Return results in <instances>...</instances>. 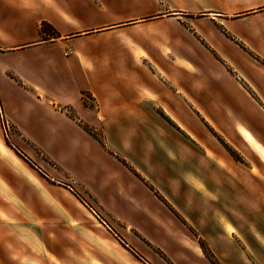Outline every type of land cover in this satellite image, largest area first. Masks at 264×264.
<instances>
[{
    "label": "crops",
    "instance_id": "1",
    "mask_svg": "<svg viewBox=\"0 0 264 264\" xmlns=\"http://www.w3.org/2000/svg\"><path fill=\"white\" fill-rule=\"evenodd\" d=\"M230 67L264 69V0H0L1 115L33 109L36 140L130 224L148 248L122 241L147 264H214L206 249L218 264H264V137ZM199 69L222 70L209 83ZM3 152L0 136L19 170ZM19 234L0 229V264H42V244ZM55 244L47 258L70 264Z\"/></svg>",
    "mask_w": 264,
    "mask_h": 264
},
{
    "label": "rangeland",
    "instance_id": "2",
    "mask_svg": "<svg viewBox=\"0 0 264 264\" xmlns=\"http://www.w3.org/2000/svg\"><path fill=\"white\" fill-rule=\"evenodd\" d=\"M199 70L202 79L206 80L207 77L210 83V80L214 81L210 76L222 69ZM228 72L234 74L246 90L245 100L248 104L241 114L250 126L249 130L259 140L260 136L264 137V104L258 93L259 89L264 91V69L230 67ZM218 82L230 84L233 80L227 76L225 79L218 78ZM22 91L24 102L26 99L29 103L52 104L42 98L39 91ZM82 97L86 103H92L88 93L83 92ZM8 108L7 118L0 116V136L3 145L10 149L19 170L0 156V229L10 226L21 232L19 235L26 241L40 242L44 255L42 264H62L47 258L51 242L56 243V251L74 254L70 264H147L122 241L134 250H137L135 245L140 244L148 248L133 232L130 224L121 218L107 217L98 203H94L89 193L84 191L82 175L59 163L48 145L45 147L36 140L30 128L33 109L29 105H24L21 112L14 105ZM64 109L72 117L75 116L73 109ZM212 130L224 141L222 134L214 128ZM226 145L235 159L243 158L252 163L262 161L260 155L244 147L237 150L229 147L228 143ZM253 173H261L258 166H254ZM86 186L88 191V183ZM31 227L37 228V235L32 234V238L25 232L31 230H24Z\"/></svg>",
    "mask_w": 264,
    "mask_h": 264
},
{
    "label": "trees",
    "instance_id": "3",
    "mask_svg": "<svg viewBox=\"0 0 264 264\" xmlns=\"http://www.w3.org/2000/svg\"><path fill=\"white\" fill-rule=\"evenodd\" d=\"M41 29H42V31H43L44 33H46V34H55V33H56V31L52 28V26L49 25V24L46 23V22H43V23H42V25H41ZM204 249H206L205 246H204ZM206 253L208 254V256L210 257V259L212 260V262H213L214 264H218V262H217V260L215 259L214 255H213L210 251H208V250L206 249Z\"/></svg>",
    "mask_w": 264,
    "mask_h": 264
},
{
    "label": "built area",
    "instance_id": "4",
    "mask_svg": "<svg viewBox=\"0 0 264 264\" xmlns=\"http://www.w3.org/2000/svg\"><path fill=\"white\" fill-rule=\"evenodd\" d=\"M1 113H2V109H1V106H0V116L2 117V119H4V116H3V114L1 115ZM2 123H3L4 126H5V121H4V120L2 121ZM6 124H7V122H6Z\"/></svg>",
    "mask_w": 264,
    "mask_h": 264
},
{
    "label": "bare ground",
    "instance_id": "5",
    "mask_svg": "<svg viewBox=\"0 0 264 264\" xmlns=\"http://www.w3.org/2000/svg\"><path fill=\"white\" fill-rule=\"evenodd\" d=\"M5 155H6V157H9V160L13 163V159L12 158H10V156L6 153V152H3ZM15 164V163H14ZM15 166H17L16 164H15Z\"/></svg>",
    "mask_w": 264,
    "mask_h": 264
}]
</instances>
